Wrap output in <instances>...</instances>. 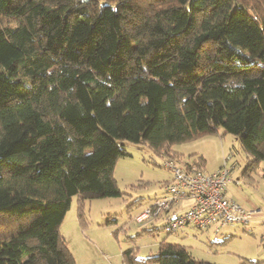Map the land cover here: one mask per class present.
Returning a JSON list of instances; mask_svg holds the SVG:
<instances>
[{
  "label": "trees",
  "instance_id": "16d2710c",
  "mask_svg": "<svg viewBox=\"0 0 264 264\" xmlns=\"http://www.w3.org/2000/svg\"><path fill=\"white\" fill-rule=\"evenodd\" d=\"M218 127L264 161V0H0V264H74L61 221L122 194L124 141L187 165L170 145Z\"/></svg>",
  "mask_w": 264,
  "mask_h": 264
},
{
  "label": "rangeland",
  "instance_id": "374dc122",
  "mask_svg": "<svg viewBox=\"0 0 264 264\" xmlns=\"http://www.w3.org/2000/svg\"><path fill=\"white\" fill-rule=\"evenodd\" d=\"M124 148L126 154L117 158L113 169L122 194L85 199L81 220L73 195L61 221L59 230L74 264H126L125 250L145 257L157 251L162 239L180 243L194 257L216 264H264V175L260 174H264V161L243 174L248 156L237 137L218 127L170 145L181 160H196L207 171L226 164L232 180L228 195L246 209H258L253 221L225 225L218 233L191 226L169 233L161 218L136 220L151 199L161 194L171 173L163 166V155L147 144L124 141Z\"/></svg>",
  "mask_w": 264,
  "mask_h": 264
},
{
  "label": "built area",
  "instance_id": "2783aa9c",
  "mask_svg": "<svg viewBox=\"0 0 264 264\" xmlns=\"http://www.w3.org/2000/svg\"><path fill=\"white\" fill-rule=\"evenodd\" d=\"M163 166L171 177L163 192L135 216L136 220L161 218L170 232L191 226L218 233L225 225H242L258 214V209H246L228 195L232 180L231 168L226 164L207 171L192 162L182 165L165 157Z\"/></svg>",
  "mask_w": 264,
  "mask_h": 264
},
{
  "label": "crops",
  "instance_id": "0c3cea01",
  "mask_svg": "<svg viewBox=\"0 0 264 264\" xmlns=\"http://www.w3.org/2000/svg\"><path fill=\"white\" fill-rule=\"evenodd\" d=\"M214 170H215V169H214ZM212 171H213V170H212ZM260 174H261V175H264V174H262V172H260ZM170 177H171V175L168 177V180L170 179ZM168 180H167V181H168ZM167 181H165V182H167ZM163 189H164V186L162 187V191H161V193L163 192ZM183 229H184V228H183Z\"/></svg>",
  "mask_w": 264,
  "mask_h": 264
}]
</instances>
